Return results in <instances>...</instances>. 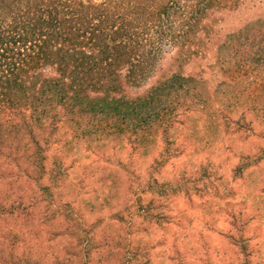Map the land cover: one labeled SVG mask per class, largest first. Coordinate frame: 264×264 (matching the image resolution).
Masks as SVG:
<instances>
[{"label": "rangeland", "instance_id": "rangeland-1", "mask_svg": "<svg viewBox=\"0 0 264 264\" xmlns=\"http://www.w3.org/2000/svg\"><path fill=\"white\" fill-rule=\"evenodd\" d=\"M80 2L121 95L185 82L147 129L0 110V264H264V0Z\"/></svg>", "mask_w": 264, "mask_h": 264}, {"label": "trees", "instance_id": "trees-1", "mask_svg": "<svg viewBox=\"0 0 264 264\" xmlns=\"http://www.w3.org/2000/svg\"><path fill=\"white\" fill-rule=\"evenodd\" d=\"M80 3V0H51L46 4L43 0H0L1 113L23 109L40 116L53 111L73 125L75 131L82 129L84 133L89 125L95 127L87 130L93 135H100L104 129L99 116L109 118V124L113 122V125L120 119V123H131L139 129L152 127L168 109H159L161 97L169 95V88L181 87L185 78L172 75L174 86L167 82L153 87L145 102L135 103L121 95L119 81L113 73L123 55L122 44L94 47L105 36L100 24L96 32H88L89 36L84 32L79 34L73 22L80 24L85 14L86 9ZM98 6L90 7L98 17L103 16L101 19L114 22V16L99 15ZM120 28L113 30L112 41ZM82 45H88V50ZM47 63L54 72L49 76L39 73ZM96 89L103 91V95L87 94V91L95 93Z\"/></svg>", "mask_w": 264, "mask_h": 264}]
</instances>
